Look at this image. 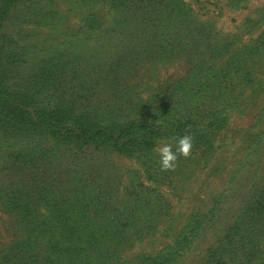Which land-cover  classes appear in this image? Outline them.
<instances>
[{"label":"rangeland","instance_id":"obj_1","mask_svg":"<svg viewBox=\"0 0 264 264\" xmlns=\"http://www.w3.org/2000/svg\"><path fill=\"white\" fill-rule=\"evenodd\" d=\"M0 89L150 146L0 116V264H264V0H0ZM194 137L162 171L157 148Z\"/></svg>","mask_w":264,"mask_h":264},{"label":"trees","instance_id":"obj_2","mask_svg":"<svg viewBox=\"0 0 264 264\" xmlns=\"http://www.w3.org/2000/svg\"><path fill=\"white\" fill-rule=\"evenodd\" d=\"M5 11H0V27ZM35 99L27 94L0 89V116L22 124L28 123L33 130L49 132L57 138L84 140L87 142H107L127 148L132 144L152 145L153 134H142L147 130L141 120H131L125 124H99L89 116L77 115L67 108L56 105L51 110L35 106Z\"/></svg>","mask_w":264,"mask_h":264},{"label":"clouds","instance_id":"obj_3","mask_svg":"<svg viewBox=\"0 0 264 264\" xmlns=\"http://www.w3.org/2000/svg\"><path fill=\"white\" fill-rule=\"evenodd\" d=\"M194 137L191 134H185L175 138V143L164 142L157 148L160 158V167L162 171H174L178 160L188 158L192 154Z\"/></svg>","mask_w":264,"mask_h":264}]
</instances>
